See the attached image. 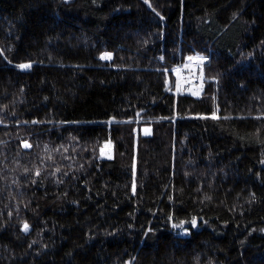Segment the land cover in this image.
I'll use <instances>...</instances> for the list:
<instances>
[{
	"label": "trees",
	"instance_id": "obj_1",
	"mask_svg": "<svg viewBox=\"0 0 264 264\" xmlns=\"http://www.w3.org/2000/svg\"><path fill=\"white\" fill-rule=\"evenodd\" d=\"M0 264H264V0H0Z\"/></svg>",
	"mask_w": 264,
	"mask_h": 264
},
{
	"label": "built area",
	"instance_id": "obj_2",
	"mask_svg": "<svg viewBox=\"0 0 264 264\" xmlns=\"http://www.w3.org/2000/svg\"><path fill=\"white\" fill-rule=\"evenodd\" d=\"M196 62H192L191 64H195ZM202 67H204V63L200 64ZM188 66V67H186ZM193 66V65H192ZM189 65H184V67H180L177 71V86L176 89L178 92L181 93H195L198 94L203 90V78L199 76V80L193 81V80H187L186 77L188 75V69ZM203 69V68H202ZM202 70H200L201 73ZM200 75V74H199ZM196 78V77H195ZM194 78V79H195Z\"/></svg>",
	"mask_w": 264,
	"mask_h": 264
},
{
	"label": "rangeland",
	"instance_id": "obj_3",
	"mask_svg": "<svg viewBox=\"0 0 264 264\" xmlns=\"http://www.w3.org/2000/svg\"><path fill=\"white\" fill-rule=\"evenodd\" d=\"M196 58H197V62L195 64H191L192 60H193V58H192L187 63H185L181 66L184 67V65H189V68L187 69L189 72L187 77H186L187 80L197 81V80H199V76L201 79V76L203 75L202 78H203V87H204V67H202L200 64L204 63L205 60L203 61L201 56H196ZM181 66L177 67L175 71L177 72ZM186 67H188V66H186ZM200 70H202L201 73H200ZM142 130L145 133H149L151 131V128L147 126V127L143 128ZM104 152H105V154H108V155H111L113 153V148H112L111 142L105 143Z\"/></svg>",
	"mask_w": 264,
	"mask_h": 264
},
{
	"label": "snow or ice",
	"instance_id": "obj_4",
	"mask_svg": "<svg viewBox=\"0 0 264 264\" xmlns=\"http://www.w3.org/2000/svg\"><path fill=\"white\" fill-rule=\"evenodd\" d=\"M102 59H111V54L109 53V54H105L103 57H102ZM191 59V58H190ZM20 67L21 68H29V67H31V65L30 64H24V65H20ZM24 147H31V145H28L27 143H25V145H24ZM38 174V173H37ZM193 225H195V220H193ZM24 230L25 231H27L28 230V225L27 224H25V226H24Z\"/></svg>",
	"mask_w": 264,
	"mask_h": 264
},
{
	"label": "water",
	"instance_id": "obj_5",
	"mask_svg": "<svg viewBox=\"0 0 264 264\" xmlns=\"http://www.w3.org/2000/svg\"><path fill=\"white\" fill-rule=\"evenodd\" d=\"M197 58H193V61L196 62Z\"/></svg>",
	"mask_w": 264,
	"mask_h": 264
},
{
	"label": "bare ground",
	"instance_id": "obj_6",
	"mask_svg": "<svg viewBox=\"0 0 264 264\" xmlns=\"http://www.w3.org/2000/svg\"><path fill=\"white\" fill-rule=\"evenodd\" d=\"M176 93V92H175ZM180 93V92H179Z\"/></svg>",
	"mask_w": 264,
	"mask_h": 264
}]
</instances>
